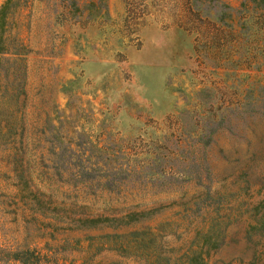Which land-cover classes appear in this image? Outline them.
Segmentation results:
<instances>
[{
	"label": "rangeland",
	"instance_id": "obj_1",
	"mask_svg": "<svg viewBox=\"0 0 264 264\" xmlns=\"http://www.w3.org/2000/svg\"><path fill=\"white\" fill-rule=\"evenodd\" d=\"M0 38V264H264V0H11Z\"/></svg>",
	"mask_w": 264,
	"mask_h": 264
},
{
	"label": "trees",
	"instance_id": "obj_2",
	"mask_svg": "<svg viewBox=\"0 0 264 264\" xmlns=\"http://www.w3.org/2000/svg\"><path fill=\"white\" fill-rule=\"evenodd\" d=\"M11 0H6L5 3L0 7V25H3L4 18L7 15L8 7ZM14 49H10V47H7V44L5 41H2V38H0V53H7L8 51H12V53L18 54L22 52V46L21 44H15Z\"/></svg>",
	"mask_w": 264,
	"mask_h": 264
}]
</instances>
